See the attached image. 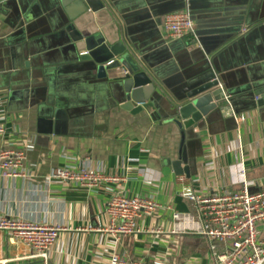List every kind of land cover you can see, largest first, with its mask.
Listing matches in <instances>:
<instances>
[{"label":"crops","instance_id":"1","mask_svg":"<svg viewBox=\"0 0 264 264\" xmlns=\"http://www.w3.org/2000/svg\"><path fill=\"white\" fill-rule=\"evenodd\" d=\"M190 6L194 33L166 38L164 15ZM104 8L112 19L96 0H0V117L8 129L0 145L27 156L23 177L0 176V214L63 227L48 264H109L115 249L149 264H215L222 244L173 232V212L199 211L178 194L186 176L172 168L182 136L170 99L212 76L220 81L216 107L186 130V178L197 192L240 189L242 166L252 190L264 186V93L256 94L264 90V0H106ZM116 31L161 77L158 110H124L117 72L101 78L81 60L77 36L94 44L115 40ZM84 166L124 181L90 189L51 179L58 168ZM117 192L161 205L138 220L142 233L119 242L106 230ZM28 254L0 231V264H43L18 259Z\"/></svg>","mask_w":264,"mask_h":264},{"label":"built area","instance_id":"2","mask_svg":"<svg viewBox=\"0 0 264 264\" xmlns=\"http://www.w3.org/2000/svg\"><path fill=\"white\" fill-rule=\"evenodd\" d=\"M161 29L166 38L183 39L194 33L195 21L188 9L175 11L164 15ZM7 135L6 117H0V137L6 138ZM26 161L25 151L0 145L1 177H23ZM240 173L241 188L219 194H201L186 177L177 179L179 196L196 205L199 217L189 212H173V232L203 236L213 249L216 244H222L224 251L215 255V264H264V186L252 190L244 166ZM51 179L90 189L124 181L86 166L79 170L58 168L52 172ZM160 208L161 205L149 197L117 192L107 202L109 224L106 230L114 234L116 242L122 236L142 233L138 220L153 215ZM62 230L59 225L39 224L0 214V231L8 233L29 250L28 255L18 259H40L43 264H48L50 249ZM109 264L149 263L142 258H129L115 249Z\"/></svg>","mask_w":264,"mask_h":264},{"label":"water","instance_id":"3","mask_svg":"<svg viewBox=\"0 0 264 264\" xmlns=\"http://www.w3.org/2000/svg\"><path fill=\"white\" fill-rule=\"evenodd\" d=\"M96 1L104 13L112 19L110 12L104 8L106 0ZM191 9L190 6L188 10L194 15ZM92 38L93 36H77V46L82 51L81 60L86 62L101 78L106 77L108 71L111 73L117 72L116 82L120 86L119 103L121 107L132 114L149 111L150 109L152 111L158 110L160 108L159 91L163 89L161 77L138 59L135 51L120 37L117 31L116 39L112 41L106 42L101 38L92 44ZM187 87L183 94L170 99L173 109L171 116L175 118V121L181 127L182 136L180 155L177 160L172 162V168L176 175H185L190 178V169L186 164V130L194 127L216 107L215 100L217 99V89L220 87V81L212 76L203 83L190 84ZM223 92L222 101L231 102L233 94ZM263 93L264 90L256 92L258 95ZM228 96L230 98H226Z\"/></svg>","mask_w":264,"mask_h":264}]
</instances>
